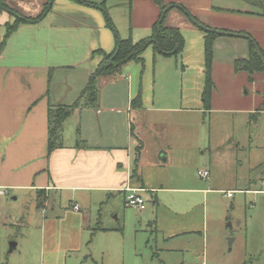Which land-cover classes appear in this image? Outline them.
I'll use <instances>...</instances> for the list:
<instances>
[{
    "label": "crops",
    "instance_id": "obj_1",
    "mask_svg": "<svg viewBox=\"0 0 264 264\" xmlns=\"http://www.w3.org/2000/svg\"><path fill=\"white\" fill-rule=\"evenodd\" d=\"M46 1L41 0L35 15L31 16H38ZM162 2L167 7L181 6L190 15L186 17L179 9L170 7L163 18L165 28H173L165 23L177 20L178 25L174 28L181 32L184 41L181 53L178 56L155 53L153 81L151 91L147 93L150 82L149 76H146L148 70L143 71L146 60L142 56L150 45L142 53L143 65L129 61L115 73L100 77L97 104L72 111L63 122L61 147L50 153L48 108L72 106L102 61V56L95 52L112 53L117 39L122 37H117L112 23V28L108 26L106 14H103L105 8L74 0H54L50 11L40 20L18 25L0 53V197L7 192L29 194L36 208L37 198L42 197L43 207L37 209L43 213L68 203L72 211L83 217L87 211L100 209V206L109 205L112 201L115 203L120 198L125 205L129 189L136 190L145 204V200L150 198L157 206L158 193L201 194L203 198L218 193L223 198H232L236 190L211 189L209 185L206 188H184L188 182L183 175L179 182L168 175V169L176 166V162L180 168H186L192 161L191 122L194 110L187 106L191 102L188 98L183 105V85H187L188 80L183 81L187 73L182 63L183 53L187 51V37L182 28L195 33L190 35L195 36L197 45L203 43L204 56L205 34H198L201 32L187 23L182 15L188 19L195 18L213 31L245 32L264 52L263 43L249 29V23L261 24L264 28V13L261 15L241 8L236 14L235 10L225 7V2L232 0ZM128 5L132 7V18L134 12H138L141 32L137 33L140 36L138 41L132 40V35L126 39L136 43L150 38L154 25L161 17V9L153 0H132ZM20 10L27 14L32 12L26 7H20ZM12 21L11 15L0 11V41L5 25ZM212 51L210 78L213 88L205 113L233 110L237 114L249 115L257 111L258 103H264V72L249 79L246 72L234 71L236 60L248 58V41L241 37L218 35L213 41ZM153 57L155 59V55ZM224 79L237 80V95L243 87L250 85L254 98L245 105L238 96L237 106L228 104L230 107L225 109L227 103L221 102L217 94ZM204 80L203 62V85ZM173 83L179 84L181 92L177 100L176 94L171 95L166 87L170 84L173 88ZM191 90L192 82L189 86ZM137 98L140 103L135 106L132 101ZM66 126H71V140L68 142L64 140ZM254 182L256 188L237 192L264 195V177L258 175ZM170 184L182 187H170ZM227 192L232 195L225 196ZM74 205L78 207L77 211L73 209ZM107 230L99 224L94 229L97 233ZM172 231L173 234L167 235L164 240H174L182 235L190 237L192 234L198 237L191 241L194 244L203 245L206 240L202 236L206 233L205 228Z\"/></svg>",
    "mask_w": 264,
    "mask_h": 264
},
{
    "label": "rangeland",
    "instance_id": "obj_2",
    "mask_svg": "<svg viewBox=\"0 0 264 264\" xmlns=\"http://www.w3.org/2000/svg\"><path fill=\"white\" fill-rule=\"evenodd\" d=\"M252 1L232 0L225 2V7L235 10L236 14L237 9L244 8L262 15L264 0H256L260 7L253 6ZM3 2L19 16L31 18L41 4V0ZM127 3V0H108L103 14L111 20L118 38L126 39L132 35L131 39L138 41L140 17L138 12L131 17L132 7ZM20 7L30 8L32 12H22ZM182 16L201 32L198 34H205L191 22V18ZM233 18L237 20V16ZM175 22L177 20L165 25L174 28L178 25ZM249 29L264 45L262 25L249 23ZM182 30L187 37V51L182 60L187 73L183 81L188 80V84L183 85V105L188 98L191 102L187 106L194 110L192 161L186 168H180L176 162V166L168 169V175L177 182L183 175L188 182L184 188H206L209 185L211 189L236 190L232 198H223L218 193L205 198L201 194L158 193V206L147 198L143 211L123 205L120 198L115 203L100 206V209L87 211L83 217L72 211L68 203L43 213L36 208L35 201L29 199V194L7 192L0 197V264H264V195L237 192L256 188V177H264V103H258L257 111L249 115L237 114L233 110L205 113L200 101L203 43L197 45L195 36L190 35L195 33ZM142 57L146 60L143 71L148 70L146 76L150 82L147 93L151 91L156 60L151 45ZM225 79L220 82L217 93L220 101L227 103L225 109L230 107L228 104L237 106L238 96L245 105L254 98L250 85L243 87L237 95V80ZM173 84V88L170 84L166 87L171 95L176 94L177 100L181 92L179 84ZM63 131L65 142L70 141L71 126L64 127ZM199 170L208 171L209 177L200 179L197 176ZM170 187L182 186L170 184ZM97 224L108 230L95 232ZM202 228L206 230L202 234L206 239L203 245L191 242L197 240L195 234L164 240L173 234L172 230L188 232ZM229 239L233 242L229 243ZM11 242L16 247L9 252Z\"/></svg>",
    "mask_w": 264,
    "mask_h": 264
},
{
    "label": "trees",
    "instance_id": "obj_3",
    "mask_svg": "<svg viewBox=\"0 0 264 264\" xmlns=\"http://www.w3.org/2000/svg\"><path fill=\"white\" fill-rule=\"evenodd\" d=\"M0 0V11L7 12L13 17L11 23L5 25V33L0 41V53L5 48L8 38L16 31L17 27L21 23H34L44 17L49 11L51 4L54 0H47L43 6L41 13L36 17H21L17 13L13 12L8 8L4 2ZM76 2L90 4L95 7L104 8V4L108 0H74ZM131 2L132 0H127ZM153 2L161 9V13L167 8L162 0H153ZM251 3V2H250ZM253 6L260 7L259 1H253ZM169 7V6H168ZM179 9L186 17H190L185 9L181 6H171ZM107 24L112 28V24L106 16ZM193 20L197 25H202L195 18ZM163 21L159 24V21L153 27V34L150 38L142 41L133 43L130 38L128 39H117V45L115 50L110 54H104L103 52H95L102 56V61L90 75L88 82L81 92L79 98L72 106H50L48 108V152H52L55 148L61 147L62 142V126L65 119L71 115L72 111L78 107H94L98 102L99 89L98 79L103 76H108L117 71L119 67L129 61H137L143 65L142 53L148 45H153L155 53L162 56H178L184 46V41L181 32L175 28L163 27ZM208 28L207 26H204ZM209 29V28H208ZM204 36V74L205 80L203 90L201 94V101L204 110H208L209 100L213 84L210 78V70L213 58L212 44L218 34L209 29L203 31ZM239 37L248 41L249 55L245 60H236L234 62L235 72H246L251 79L252 75L264 72V52L260 49L258 44L251 38V36L245 32L235 33ZM140 99L137 98L132 101V104L139 105ZM139 154V151H137ZM44 203L42 197L37 198V208H41Z\"/></svg>",
    "mask_w": 264,
    "mask_h": 264
},
{
    "label": "built area",
    "instance_id": "obj_4",
    "mask_svg": "<svg viewBox=\"0 0 264 264\" xmlns=\"http://www.w3.org/2000/svg\"><path fill=\"white\" fill-rule=\"evenodd\" d=\"M198 177L202 179H206L209 175L208 171L206 170H199L197 172ZM232 194L231 192H227L225 196L230 197ZM125 205L130 208H134L137 210H143L145 208L144 200L138 195L137 191L134 189L127 190V195L125 196ZM74 210H78L76 205L73 206Z\"/></svg>",
    "mask_w": 264,
    "mask_h": 264
},
{
    "label": "water",
    "instance_id": "obj_5",
    "mask_svg": "<svg viewBox=\"0 0 264 264\" xmlns=\"http://www.w3.org/2000/svg\"><path fill=\"white\" fill-rule=\"evenodd\" d=\"M170 7H171V6L167 7V8L162 12L161 17H160V19H159V24L162 22V20H163L165 14H166V12L169 10ZM191 22H192L195 26H197V27H199L200 29H202L203 31H208V30H209L208 28H206V27H204V26L197 25V23H196L193 19H191ZM213 32H215L216 34L221 35V36L224 35V36H236V37H239V35H237V34H231V33H227V32H221V31H213ZM232 241H233L232 239H229V243H231ZM15 246H16V244L13 243V242H11V243L9 244V252L13 251L14 248H15Z\"/></svg>",
    "mask_w": 264,
    "mask_h": 264
}]
</instances>
